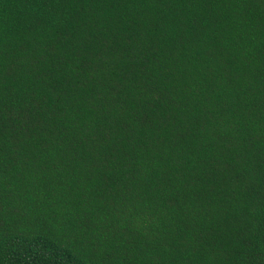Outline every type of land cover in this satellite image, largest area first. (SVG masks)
<instances>
[{
  "label": "trees",
  "instance_id": "trees-1",
  "mask_svg": "<svg viewBox=\"0 0 264 264\" xmlns=\"http://www.w3.org/2000/svg\"><path fill=\"white\" fill-rule=\"evenodd\" d=\"M0 264H264V0H0Z\"/></svg>",
  "mask_w": 264,
  "mask_h": 264
}]
</instances>
